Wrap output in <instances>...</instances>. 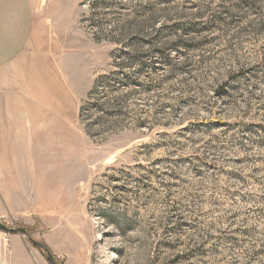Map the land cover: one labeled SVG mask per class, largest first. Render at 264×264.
I'll list each match as a JSON object with an SVG mask.
<instances>
[{"label":"rangeland","instance_id":"374dc122","mask_svg":"<svg viewBox=\"0 0 264 264\" xmlns=\"http://www.w3.org/2000/svg\"><path fill=\"white\" fill-rule=\"evenodd\" d=\"M27 14L36 38L0 101L25 104L37 142L8 144L29 153L0 158V222L27 228L58 264H264V0H27ZM178 28L192 46L172 52L175 70L156 64L114 93L124 118L90 138L78 107L114 68L109 39L130 49L138 35L148 52L160 46L146 43L153 29ZM109 167L120 169L119 187L95 197H117L119 231L94 207L102 200L88 207ZM177 221L183 229L165 235ZM0 264L50 262L0 228Z\"/></svg>","mask_w":264,"mask_h":264},{"label":"trees","instance_id":"16d2710c","mask_svg":"<svg viewBox=\"0 0 264 264\" xmlns=\"http://www.w3.org/2000/svg\"><path fill=\"white\" fill-rule=\"evenodd\" d=\"M153 30V38L150 42L148 41L146 43L149 45L158 43L160 46L154 47L148 52H142L139 49L140 42L142 41L140 38L141 36L135 35L133 36L134 38H129V43H126V45L130 49L125 47L122 48L118 38L112 37L109 39V41L117 45V48H115L110 55L114 68L94 78L89 91L86 93L85 97L81 99L78 107V120L83 125L86 134L90 138L116 132L118 128L117 125H119L118 122L124 118L125 114L120 107V101L113 96L114 93H117L123 87L131 85L139 86L140 84L135 82V80L139 76L145 75L146 72H154L158 67L156 64L167 66L170 72L174 71L172 52H177L178 54L185 53L187 49L192 46L182 39L183 34H186L184 29L178 28L173 29V31L169 30L170 32L164 35L160 32V29ZM175 33L179 34L178 37L170 43H167V37ZM97 40L96 38V41ZM116 59L119 60L116 61ZM253 68L254 67H250L241 70L232 77L245 79V77L253 75V70L249 72V69L251 70ZM221 88L224 90V88H227V85L224 84ZM146 91H148V89H145V92ZM110 95H112V98H109ZM109 103H112L111 106H109ZM93 116L94 118H92ZM248 133L259 136L256 131H249L243 134L248 135ZM253 143L259 144L260 142L257 141ZM119 176L120 169L114 167L106 168L96 181L91 184L90 193L92 198L88 203V207H93L97 201L102 200L103 203L106 204V207H94L99 211L105 225L117 231L121 230L120 223L114 217L115 201L117 197L111 196V200H106L104 196L95 197V188H102L105 186L108 187L107 189L110 188L111 190L117 191L119 186L116 183L119 182ZM184 223V221H177L174 225L172 224L167 227L164 230V234L169 235V233L179 232L183 229L182 227L185 226Z\"/></svg>","mask_w":264,"mask_h":264},{"label":"crops","instance_id":"0c3cea01","mask_svg":"<svg viewBox=\"0 0 264 264\" xmlns=\"http://www.w3.org/2000/svg\"><path fill=\"white\" fill-rule=\"evenodd\" d=\"M5 15H8L9 19L4 18ZM27 15V0H0V84L7 80L8 76L20 77V64L26 60L25 48L36 38L35 26H29ZM23 107L25 104L0 101V111H6L0 115V143H4L2 148L5 147L0 157L3 159V165L7 159L24 158V153H29L15 150L14 147L6 149L8 144L37 142V124L27 119V111ZM16 167L15 169H18ZM11 169L14 170H11L12 173L19 172ZM54 220L57 221L56 218ZM55 225L51 224V228H56ZM48 233L56 234L52 229Z\"/></svg>","mask_w":264,"mask_h":264},{"label":"water","instance_id":"95a60500","mask_svg":"<svg viewBox=\"0 0 264 264\" xmlns=\"http://www.w3.org/2000/svg\"><path fill=\"white\" fill-rule=\"evenodd\" d=\"M0 228L4 231H8L10 233L11 232H19V233L25 235L31 244H33L34 246L38 247L39 249H41L43 251V253L46 255L47 260L50 262V264H58L55 257L51 254V252L48 250V248L46 247V245L43 242L38 241V240H34L30 237L29 231L27 228H24V227H8L1 222H0Z\"/></svg>","mask_w":264,"mask_h":264}]
</instances>
